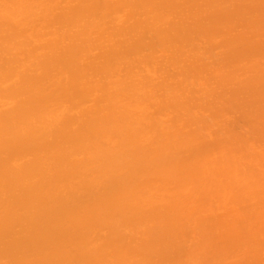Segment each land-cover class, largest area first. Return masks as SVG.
Listing matches in <instances>:
<instances>
[{
	"label": "bare ground",
	"instance_id": "6f19581e",
	"mask_svg": "<svg viewBox=\"0 0 264 264\" xmlns=\"http://www.w3.org/2000/svg\"><path fill=\"white\" fill-rule=\"evenodd\" d=\"M0 264H264V0H0Z\"/></svg>",
	"mask_w": 264,
	"mask_h": 264
}]
</instances>
